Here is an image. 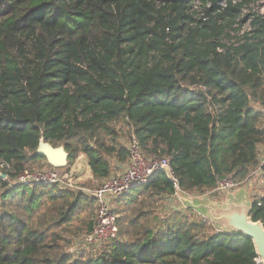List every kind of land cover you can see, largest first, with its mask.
I'll return each mask as SVG.
<instances>
[{
	"label": "trees",
	"instance_id": "16d2710c",
	"mask_svg": "<svg viewBox=\"0 0 264 264\" xmlns=\"http://www.w3.org/2000/svg\"><path fill=\"white\" fill-rule=\"evenodd\" d=\"M220 1L0 0V264H263L251 237L191 207L161 220L176 192L163 172L115 200V238L78 253L63 241L91 232L95 199L13 182L51 167L44 139L68 169L84 154L99 186L129 159L123 125L187 195L246 183L264 146V15L241 33L256 0ZM252 216L264 222V197Z\"/></svg>",
	"mask_w": 264,
	"mask_h": 264
},
{
	"label": "built area",
	"instance_id": "2783aa9c",
	"mask_svg": "<svg viewBox=\"0 0 264 264\" xmlns=\"http://www.w3.org/2000/svg\"><path fill=\"white\" fill-rule=\"evenodd\" d=\"M236 2L237 0H233V3ZM219 4L222 7L227 6L226 0L220 1ZM208 6H210V4ZM193 8L199 9L200 11L199 1L194 3ZM245 9L243 10L244 26L247 22H250L249 25L251 26V19L247 17L250 12L245 14ZM200 15H204V12H201ZM244 26L243 29H241V33L250 30V26L249 29H245ZM128 150L129 159L127 168L118 174H112L104 179L99 186L87 187L84 182H79V178L75 175L73 170L54 167L22 171L13 182L28 187H34L39 184H56L62 190L73 191L76 194H84L93 197L96 201L95 224L91 232L84 234L80 242L84 243L86 246L100 248L118 234V220L113 207L115 200L129 193L134 187L148 183L157 172L165 173L174 183L176 192L172 199L178 198L182 201L183 206H186L183 196L187 194L182 192L179 180L174 173L169 157L145 155L140 141L135 136ZM263 168L264 146H261L259 165L249 173L246 181V183H250V187L254 185L259 187L258 193L252 195L255 200H257L258 205L262 204V199L264 197V176H261L263 174ZM0 175L3 178H7V175L3 172H0ZM255 180H258V184L254 183ZM242 185L243 184L237 182L228 175L218 179L216 186L202 195L207 194L210 195L212 199L221 200L225 199L227 193L237 190ZM254 198H252L253 201Z\"/></svg>",
	"mask_w": 264,
	"mask_h": 264
},
{
	"label": "water",
	"instance_id": "95a60500",
	"mask_svg": "<svg viewBox=\"0 0 264 264\" xmlns=\"http://www.w3.org/2000/svg\"><path fill=\"white\" fill-rule=\"evenodd\" d=\"M36 153L43 155L54 168L66 167L70 157L64 145L55 147L44 139L40 140ZM249 187L247 182L221 200L212 199L207 194L185 195L183 200L186 206L209 219L218 230L240 232L251 237L260 262L264 264V222L253 219L254 201L249 195Z\"/></svg>",
	"mask_w": 264,
	"mask_h": 264
},
{
	"label": "rangeland",
	"instance_id": "374dc122",
	"mask_svg": "<svg viewBox=\"0 0 264 264\" xmlns=\"http://www.w3.org/2000/svg\"><path fill=\"white\" fill-rule=\"evenodd\" d=\"M237 1H239V0H237ZM246 6H247V8L245 9V12H244L245 14H247L249 12H256V13L264 15V0L252 1V2L247 3ZM249 24H250V22H247V24H245L244 28L249 29V26H250ZM121 126H122V130H121L120 140L122 141V143H124L126 146L129 147L132 139L134 138L133 130L128 126H123V125H121ZM68 166L69 165H67L64 168L66 169ZM115 167H117L116 172L120 173L119 172V171H121L120 170V164L116 163ZM34 168L37 170L47 169V167H43V166L40 168L38 165H36ZM69 168L74 171L75 175L79 178L80 183L84 182V184L87 187H95L96 185H98L97 184L98 180L93 178V175L91 177L87 176V174L90 172V169L88 166L87 157L84 154H80L76 158V160L70 165ZM31 169H33V168H30L28 170H31ZM261 176H264V174H262ZM257 182H258V180H255L254 183L258 184ZM258 189H259V187L257 185H254L253 187H249V190H250L249 195L250 194L256 195V193H258ZM182 206H183L182 201L178 198L177 199L175 198V199L170 200V201H164V202H162V204L160 203V208H157V211L160 214L161 220H164L166 217L172 215V212L175 208L182 207ZM84 234H86V233L80 232V234L73 235V236L66 235L67 240L63 241V243H65V245H64L65 251L66 252H72V253H78L81 250L91 249V246H86L84 243L80 242L83 239ZM101 249L102 248H99L98 250H101Z\"/></svg>",
	"mask_w": 264,
	"mask_h": 264
},
{
	"label": "crops",
	"instance_id": "0c3cea01",
	"mask_svg": "<svg viewBox=\"0 0 264 264\" xmlns=\"http://www.w3.org/2000/svg\"><path fill=\"white\" fill-rule=\"evenodd\" d=\"M119 164H120V170H121V171H119V172H122L123 170H125V169L127 168L128 161H127L126 163H119ZM87 176H88V177H91L92 174L89 172V173L87 174Z\"/></svg>",
	"mask_w": 264,
	"mask_h": 264
}]
</instances>
